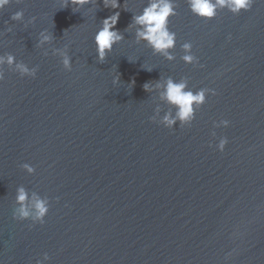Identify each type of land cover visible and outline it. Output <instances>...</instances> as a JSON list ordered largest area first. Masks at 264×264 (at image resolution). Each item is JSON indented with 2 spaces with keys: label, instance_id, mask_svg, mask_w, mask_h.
I'll use <instances>...</instances> for the list:
<instances>
[{
  "label": "water",
  "instance_id": "95a60500",
  "mask_svg": "<svg viewBox=\"0 0 264 264\" xmlns=\"http://www.w3.org/2000/svg\"><path fill=\"white\" fill-rule=\"evenodd\" d=\"M60 2L0 11V58L14 57L0 64V264H36L44 253L45 264H226L234 248L227 264H264V0L208 22L170 0L172 60L137 42L132 17L149 0L117 9L97 0L75 13ZM17 11L23 20L13 22ZM117 11L124 38L98 63L95 33ZM42 34L52 39L39 43ZM186 42L195 67L182 60ZM18 64L35 78H21ZM168 77L216 91L190 127L158 125L176 112L162 98ZM221 119L229 127L214 129ZM20 187L49 199L42 226L12 219Z\"/></svg>",
  "mask_w": 264,
  "mask_h": 264
},
{
  "label": "clouds",
  "instance_id": "9594fccd",
  "mask_svg": "<svg viewBox=\"0 0 264 264\" xmlns=\"http://www.w3.org/2000/svg\"><path fill=\"white\" fill-rule=\"evenodd\" d=\"M21 3L22 0H0V11L7 8L10 3ZM104 8L117 9L120 5L118 0H101ZM97 0H61L60 8H66L71 6L72 11L75 13L85 4L96 5ZM254 0H187L188 10L192 16L198 20L208 22L216 18L217 13L222 10H227L232 16H239L242 12L247 13L251 10ZM23 11H17L11 15L10 19L13 22L23 20ZM174 5L170 0H149L148 5L143 8L140 15L132 17V22L137 26L136 37L137 42L144 41L146 45L152 50L154 55H161L168 60L174 59L169 52L175 46V33L171 32L168 28L169 19L175 16ZM120 13L117 11L113 15L103 19L101 26L94 36V44L96 48V59L98 63H103L106 54L111 52L113 46L123 40V34L118 30H115V26L119 19ZM35 18H33L34 20ZM32 20V22H33ZM128 27H132L130 24ZM11 27H7L6 31H11ZM43 39L39 43H45L52 39L51 36L42 34ZM231 40V36L227 37ZM182 49L187 53L182 57L185 64H192L194 67L199 65V60L196 56L191 54L192 44L189 42L181 45ZM14 57L9 55L5 61L0 58V64L6 63L11 66L13 64ZM129 62H133L129 60ZM63 67L71 71V57L65 55L62 60ZM19 69L20 77L35 78L36 70H29L26 66L16 65ZM143 67V65H142ZM203 67V65H200ZM151 71V69H145ZM0 79H3V74L0 73ZM119 76L117 75L113 82L118 83ZM131 86V85H130ZM158 86V82H157ZM187 82H174L171 77H168L165 84V90L162 93V98L165 99L168 104L176 108L175 115L172 113L165 114L163 120L158 123L159 126H163L166 129L171 130L173 125L179 121L178 127L185 128L190 127L194 118L195 113L198 111L206 102V92L210 96H215L216 91L210 88H200L197 91L188 90ZM144 91L149 90V84L143 85ZM153 122V121H151ZM157 124V123H156ZM230 125V121L221 119L219 122H213L212 127L216 128H227ZM215 132L212 133L215 138ZM228 140L226 137L221 136L218 142L215 144V150L223 153ZM209 147H213L209 144ZM29 175H33L35 169L30 164L21 165ZM15 207L12 210V219L17 222H29V229L35 225H43L45 217L49 211V199L41 197L36 193H32L30 199L29 195L23 187L17 189L15 197ZM239 231L232 233L231 239L239 238ZM233 254H238L234 248L231 252L227 253L224 257L225 262L232 258ZM50 259L47 253H44L40 259L36 261V264H45Z\"/></svg>",
  "mask_w": 264,
  "mask_h": 264
}]
</instances>
